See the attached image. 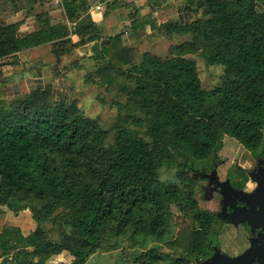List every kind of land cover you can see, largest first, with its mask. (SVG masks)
Returning <instances> with one entry per match:
<instances>
[{
  "label": "trees",
  "instance_id": "16d2710c",
  "mask_svg": "<svg viewBox=\"0 0 264 264\" xmlns=\"http://www.w3.org/2000/svg\"><path fill=\"white\" fill-rule=\"evenodd\" d=\"M261 1L186 0L195 18L185 23L158 25L148 16L153 28L189 35L163 58L150 51L138 58L123 32L105 35L86 0H62L63 21L37 14L38 30L24 35L0 23V59L50 44L61 65L92 43L95 74L111 94L124 95L111 102L118 113L106 128L76 98L56 97L50 84L10 98L0 84V220L6 207L29 210L36 221L27 235L17 226L0 231L3 264H46L64 252L70 264H86L120 237L155 241L125 264H192L205 255L214 215L199 203L194 172L227 137L264 153ZM133 26L138 34L142 26ZM195 56L223 66L213 88H204Z\"/></svg>",
  "mask_w": 264,
  "mask_h": 264
},
{
  "label": "rangeland",
  "instance_id": "374dc122",
  "mask_svg": "<svg viewBox=\"0 0 264 264\" xmlns=\"http://www.w3.org/2000/svg\"><path fill=\"white\" fill-rule=\"evenodd\" d=\"M122 1V0H121ZM1 2H5L7 7V3H10L9 0H1ZM92 6V13L95 15V4L99 3L104 7L102 11L99 12L100 15H103L105 11H107V19L111 20V18H115L116 15L120 13L118 8H112L110 3L106 2L105 0H87ZM125 2V0H124ZM113 6V5H112ZM122 6V4H121ZM140 8L142 6H139ZM259 7L261 9H264V0H262L259 4ZM62 8V7H60ZM132 8V7H131ZM63 9V8H62ZM61 9V10H62ZM133 9V8H132ZM174 9H176L174 7ZM63 11V10H62ZM114 11V12H113ZM170 12V11H168ZM171 13V14H170ZM168 13V15L159 14L160 16V22L163 20V22L168 21H175L176 19V12L171 11ZM48 14L50 17H52L49 11ZM59 14V15H58ZM56 18L59 19L61 17L62 21L66 20V15H60V13L55 14ZM195 16L191 17V20H193ZM115 19L119 20L121 17H116ZM189 20V21H191ZM109 21H106L105 25ZM163 22L159 23L158 25L162 24ZM145 24H142V29L140 34L138 35L136 45H137V53L138 58L142 55L143 52L150 51L153 54L159 55L162 58L168 56L169 54V47L172 44H177L189 37V35L186 34H180V33H168L167 29L165 28H153L152 26L148 25L146 28H144ZM108 30V27L106 28ZM104 30V34L107 35L108 32ZM119 31L120 30H116ZM72 39L74 41L78 40V37L76 35H72ZM88 45L87 47L83 48H76L72 51L71 54H67L64 56L63 61L61 63V70L63 72V75L65 76V82L68 85H72V93L73 98H76L78 100L79 106L83 109L86 115L99 118L101 124L108 128L111 126V124L114 121V118L116 114L118 113V109L116 106L111 105V102L116 99L122 98L124 95L121 96H114L111 94L110 90H108L105 87V84H102L99 80V76L95 74L96 69L98 68V64L95 61V55H96V49L91 45ZM51 45H45L39 53H36L37 56L42 55V61L44 63L48 62L49 59H51ZM198 63V71L200 73V77L202 80V84L205 89H211L214 86H216L222 78L223 75V66L216 65V66H206L204 60H202L201 57L195 56ZM27 68L23 66V71H17L19 70L17 68L16 72L13 74V69L15 68H8L6 65L0 67V84L1 89L5 92V95L7 98H10L12 96H8L6 92L7 85H11L12 80L20 81L21 80V88L16 87L13 89V91L16 92V95H20L22 93H25L26 87H25V75L26 70L31 67L30 63L27 64ZM17 67V66H16ZM22 68V64H21ZM26 68V69H25ZM35 75L37 73H34ZM91 75L92 78L95 80L93 81H87L86 76ZM12 76V77H11ZM12 79V80H11ZM48 83L51 82V77L48 78ZM113 92V90H112ZM70 96L69 94H67ZM68 97V98H72ZM103 99V100H102ZM219 156L227 157L232 159L235 156L242 157V159L247 158L249 151L243 148L235 139L231 137H227L225 139L223 147L218 151ZM246 161V159L244 160ZM228 164H225L221 167H219V174H223L225 169L227 168ZM201 167V166H200ZM200 170V169H199ZM162 177L163 178H173L174 174L162 171ZM200 184H202V181H199ZM199 203L201 206L205 208L207 202V199L201 195H199V190L197 191ZM175 213H180V209L173 205L172 208ZM5 215L3 216V219L0 220V231L5 226H17L21 229V231L27 235L31 231H33L36 228V221L32 217V213L29 210L22 211L18 214H15L14 212L6 209ZM173 226V225H172ZM174 227V226H173ZM176 230V229H175ZM233 236L235 239L226 235L225 241L229 244L230 243L233 247H236V244H233L231 240L238 239V242L241 243L243 240V233H238L237 231L233 232ZM48 238L54 239L52 233L48 234ZM55 240V239H54ZM230 240V243H229ZM155 245V241L151 238H147L144 245H140L139 243L132 244L130 238L127 237H120L117 240V246L112 249H105V250H99L94 255H92L86 264H125L127 262V259L129 257V253L142 250V249H148ZM163 250L168 251L166 246L163 247ZM73 257L67 253L64 252L58 256L50 258L46 264H70ZM3 258L0 257V264H3ZM157 264H168V261H164L163 263H157ZM195 264V263H192Z\"/></svg>",
  "mask_w": 264,
  "mask_h": 264
},
{
  "label": "flooded vegetation",
  "instance_id": "af4514ba",
  "mask_svg": "<svg viewBox=\"0 0 264 264\" xmlns=\"http://www.w3.org/2000/svg\"><path fill=\"white\" fill-rule=\"evenodd\" d=\"M245 159L219 156L217 151L194 172L202 181L199 195L209 203L205 208L214 215L206 253L197 256L195 264H228L251 249L247 264H264V153L249 152ZM234 231L243 233L241 243L231 240L237 248L225 241L229 233L235 239Z\"/></svg>",
  "mask_w": 264,
  "mask_h": 264
},
{
  "label": "crops",
  "instance_id": "0c3cea01",
  "mask_svg": "<svg viewBox=\"0 0 264 264\" xmlns=\"http://www.w3.org/2000/svg\"><path fill=\"white\" fill-rule=\"evenodd\" d=\"M10 3H7V7L5 2H1L0 0V23L7 22L11 23L17 29L19 35H24L26 33H30L38 30L39 22L37 19V14L41 12H50L52 17V22L56 23L58 21H62V18L55 19L57 13L60 15H65L64 10L62 9V0H9ZM87 1V0H86ZM103 1V0H102ZM110 3L112 8H120V13L115 16L121 17V19L117 20L115 18H111V20L107 19V11L100 15L99 12L104 9L101 5L100 9H97L99 3L95 4V12L94 15L92 13V6L89 4V15L91 18L102 28V30H106L108 27V34H113L114 32H119L116 30H120L123 32V38L126 43L136 45V41L138 35L140 33L135 32V28L133 26V22L135 25L145 24L146 26L152 24L148 21V16H150L154 21L160 22L159 14H163L166 16L171 11L176 12V19L185 23L191 20L192 16H195V13L190 9L183 8L182 4L186 2V0H105ZM122 4V6H121ZM113 5V6H112ZM139 6H142L141 8ZM62 7V8H60ZM133 9H132V8ZM174 7L176 9H174ZM135 8L138 9V12H134ZM63 11H62V10ZM170 11V12H168ZM114 12V11H113ZM171 14V13H170ZM59 15V14H58ZM133 17L135 18L133 21ZM106 21H109L106 25ZM143 27H141L142 29ZM140 29V32H141ZM50 45V44H45ZM37 46L30 49L23 50L18 52L12 56L5 57L0 59L2 62H7L5 64L8 68L13 69V74L17 71H23L25 66L27 68V64L30 63L31 67L26 70L25 79V87L26 90L29 91L33 88L51 85L54 89V93L56 97H60L61 95L65 97H72V85H68L65 82V76L61 70V65L56 64V59L54 54L52 53L51 48V59H49L46 64L42 61V55L37 56L36 53H39L41 49L45 46ZM92 45V44H91ZM137 46V45H136ZM22 64V68H21ZM3 65V66H5ZM17 66V67H16ZM25 68V69H26ZM34 73H37L36 75ZM12 77V76H11ZM51 77V82L48 83V78ZM23 79V78H22ZM16 81L12 80L11 85H7L6 92L8 96H16V92L13 91L16 87L21 88V80ZM25 91V92H27ZM69 94L70 96H68ZM73 98V97H72Z\"/></svg>",
  "mask_w": 264,
  "mask_h": 264
},
{
  "label": "water",
  "instance_id": "95a60500",
  "mask_svg": "<svg viewBox=\"0 0 264 264\" xmlns=\"http://www.w3.org/2000/svg\"><path fill=\"white\" fill-rule=\"evenodd\" d=\"M241 193H243L241 191ZM252 249L245 252L243 255H241L240 257H236V258H230L229 260V263L228 264H240L242 263L243 260L246 261V264H247V261L249 260V257L252 255ZM242 260V261H241Z\"/></svg>",
  "mask_w": 264,
  "mask_h": 264
},
{
  "label": "built area",
  "instance_id": "2783aa9c",
  "mask_svg": "<svg viewBox=\"0 0 264 264\" xmlns=\"http://www.w3.org/2000/svg\"><path fill=\"white\" fill-rule=\"evenodd\" d=\"M100 8H101V5H98V6H97V9H100Z\"/></svg>",
  "mask_w": 264,
  "mask_h": 264
}]
</instances>
